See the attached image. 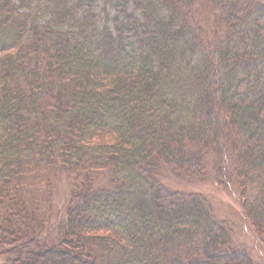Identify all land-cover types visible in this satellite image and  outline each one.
<instances>
[{
  "label": "trees",
  "instance_id": "1",
  "mask_svg": "<svg viewBox=\"0 0 264 264\" xmlns=\"http://www.w3.org/2000/svg\"><path fill=\"white\" fill-rule=\"evenodd\" d=\"M197 2L0 0L2 264H256L203 196L157 179L227 153L264 241V0H206L214 39ZM54 168L72 192L43 241Z\"/></svg>",
  "mask_w": 264,
  "mask_h": 264
},
{
  "label": "rangeland",
  "instance_id": "2",
  "mask_svg": "<svg viewBox=\"0 0 264 264\" xmlns=\"http://www.w3.org/2000/svg\"><path fill=\"white\" fill-rule=\"evenodd\" d=\"M210 9L206 0H199L195 6L194 19L204 28L206 37L214 39L213 30L216 27L218 30L222 28V23H216V16ZM228 153L230 154V150ZM223 157L224 163L221 162L222 167L218 168L217 157L211 150L207 151L203 161L206 175L202 177L175 175L163 166L157 173V179L174 192L196 193L203 196L211 205L215 217L229 229L233 245L247 252L256 264H264V241L242 211L244 202H242L240 183L237 177L231 174L230 169L233 167L231 156L226 153ZM95 174L97 175L92 176L91 179L95 186H105L108 181L106 169H99ZM44 175H46L45 179L48 178L51 182V185L47 186V191L49 187L51 192V209H47L46 204L41 203L40 211L45 215H39L35 220L41 222L40 238L43 241L49 240L48 238L56 241V236H59L63 230L65 209L71 196L73 178L69 171L60 168L49 169ZM31 183L33 185L29 186V197H38L40 193H44L41 187L42 178L32 180ZM35 202L39 204V199ZM37 221H31V224L37 226ZM4 255L0 249V264L4 261Z\"/></svg>",
  "mask_w": 264,
  "mask_h": 264
}]
</instances>
